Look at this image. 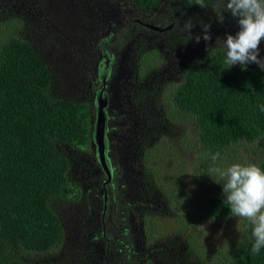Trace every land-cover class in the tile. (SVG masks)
<instances>
[{
    "label": "trees",
    "instance_id": "obj_1",
    "mask_svg": "<svg viewBox=\"0 0 264 264\" xmlns=\"http://www.w3.org/2000/svg\"><path fill=\"white\" fill-rule=\"evenodd\" d=\"M130 1L148 12L161 5L160 0ZM171 1L176 5L182 0ZM211 2L203 0L205 5ZM183 3L201 7L197 0ZM8 23H0L6 33L0 48V264H39L64 242L54 204L79 197L69 177L67 149L82 152L90 147V106L53 96V77L47 64L33 42L17 36L22 20L13 18ZM225 60L223 48L196 60L188 58L183 83L167 93L163 103L171 121L177 118L195 126L194 142L201 157L212 158L241 143L264 140V112L260 110L264 105V71L254 63L246 69L230 67ZM165 147L159 142L154 145L153 165L147 169L151 170L150 178L166 192L164 198L174 205L177 194L167 192L162 184L171 186L169 177L163 175L166 161H157V152L165 155ZM257 165L264 169V161ZM224 199L222 185L200 208L195 209L191 201L185 205L201 220L236 219ZM183 218L190 221L187 214ZM184 228L180 224L177 231ZM253 243L251 236L227 254L213 258L194 252L198 249L194 236L188 240L199 264H264V249L252 255ZM184 259L183 264H192Z\"/></svg>",
    "mask_w": 264,
    "mask_h": 264
},
{
    "label": "flooded vegetation",
    "instance_id": "obj_2",
    "mask_svg": "<svg viewBox=\"0 0 264 264\" xmlns=\"http://www.w3.org/2000/svg\"><path fill=\"white\" fill-rule=\"evenodd\" d=\"M27 1L23 0V4ZM183 1L172 5L175 2L160 0V7L148 12L138 8L130 0H124V4L120 0H78L79 4H75V18L82 27L72 28L69 32H74L76 39L81 30L89 34V48L83 50L79 44L78 50L73 48L69 52L70 47L68 50L64 48L55 57L52 53L44 57L38 51L52 74L53 96L90 106V147L87 152L67 149L71 158L69 177L75 192H79V197L76 201L58 202H67L70 207L59 216L64 229V242L56 249H63L67 243L70 246L69 249L67 247L62 250V254H65L61 257L67 258L65 264L115 263L118 250H114L113 245L116 243V246L117 241L125 243L120 237L114 240L115 233L121 230V236L131 242L129 246L136 253L137 264H183L178 260L173 261L168 256L172 248H164L155 243L149 232L154 229L150 227L154 225L153 212L161 208L164 210L163 214H166L167 207L151 199L150 176L147 175V166L143 164L145 156L141 149L145 141L151 142L152 139L155 141L159 138L161 131L157 125L161 127L162 124L159 117H155L152 108L148 106L152 113L143 110L149 102L144 100L145 92L141 90H151L154 83L152 78L149 80L148 76L140 72L137 49L142 45L143 48L151 46L157 40L162 42L172 38L170 33L176 29L187 35L184 33V25L188 21L193 24L192 31L189 32L193 39L196 35L202 36L204 24L227 27L225 30L232 35L236 34V26L238 27L237 19L227 12H224L225 20L218 21L213 11L217 0H212L206 8H190ZM29 2L31 5L27 10H32L33 6H42L40 0ZM164 6L165 9L162 10ZM42 11L43 15L40 16L46 18L44 10ZM204 11L211 13L206 15ZM112 26L121 28L123 35L114 47L111 45L112 40H99L104 39ZM60 32L63 33L62 30ZM211 35L210 42L203 39L200 42L216 45V38H222L220 33ZM58 49L60 47L53 51ZM41 51H51V48L47 50L42 47ZM180 55L181 59L174 65L176 73H173L172 80L175 87L167 92L169 94L184 81L182 73L188 58H185L186 52ZM204 55L201 52L199 56L201 58ZM144 68L142 66L141 71ZM58 87L61 89L58 90ZM75 90L77 93H73ZM161 100V105L166 103V100ZM99 103L103 105L104 113V163L99 159L94 141ZM138 121L141 122L140 127ZM87 153L91 156L86 159ZM150 181L154 182L152 179ZM165 199L161 198L162 201ZM186 242L188 244V240Z\"/></svg>",
    "mask_w": 264,
    "mask_h": 264
},
{
    "label": "rangeland",
    "instance_id": "obj_3",
    "mask_svg": "<svg viewBox=\"0 0 264 264\" xmlns=\"http://www.w3.org/2000/svg\"><path fill=\"white\" fill-rule=\"evenodd\" d=\"M29 1L30 0H28L27 3ZM120 1L124 4V0ZM40 2L42 4L40 8H34L33 6V8L31 7L32 10H27L31 2L24 5L23 0H0V20H3L0 23L7 24L8 21L13 18L16 19V21L22 20V27L20 30H17V36L25 41L33 42L34 46L44 57H48L50 53L55 57L56 53L61 52L64 48L68 50L70 47L71 50L69 52L73 51V48L78 50L79 44L82 45L83 50L89 48L87 42V39L90 37L89 34L83 33V30H76L77 32L79 31L78 33L80 35L79 38L76 39L74 38V32H69L72 28L78 29L82 27L75 18L77 17L75 4H79L78 0H40ZM164 9L165 6L162 10ZM42 10H44V16L46 18L40 16V14L43 15ZM203 13L208 15L211 11H204ZM211 26L210 32L215 35H219L220 33L223 39H226L227 35L231 34L225 30L228 29L227 27L218 24ZM220 27L224 29H220ZM60 30H62L63 33H61ZM4 31L5 30L0 28V48L6 36ZM236 31H239V27L237 26ZM184 33L187 35L182 34V32L179 33L176 29L170 33V35L173 36L172 38L162 40V42L161 40H157L155 44L151 46L143 48L142 45L137 49V65L140 68V72L148 76L149 80L152 78L151 81L154 83L152 89H148L150 92L147 88L141 90L145 92L143 96L144 100L149 102L147 106L143 107V110L152 113L151 110L148 109V106L152 108L155 111V117H159L162 124L161 127L157 125V128L161 131L159 132V138L156 140L154 139L155 141L152 139L151 142L145 141L144 145L142 144L141 152H143L145 156L143 162L144 166H150L152 168L153 162L151 159L154 153V145L158 142L165 144L167 151L163 156L160 152H157V161L161 159L163 162H167V164L165 162L163 166V175L165 179L169 177L171 186H168L165 182H162V184H165L167 192L171 191L177 194L176 198H174V205L170 204L167 199L162 201L161 198H164V193L166 192L160 189L157 183L156 185L155 182L150 181V177L148 178V180L150 179L151 199L160 204H165L167 207L166 214H163L164 210L161 208L159 211L153 212L154 225L150 227L154 229L149 230L152 240L164 248L167 246L172 248L168 256H170L173 261L178 260L184 263V258H186V260L192 264H199V258L192 254L193 246L188 245L186 242L191 236L196 238L198 248L194 251L196 254L201 252L204 256L209 255L215 258L221 253L223 255L227 254L229 249H233L242 241L249 239V237L252 236V225L248 220L239 217L233 220H201L197 215H194L192 208L185 204L191 201L194 208L198 209L207 198L218 192L224 181L218 172H212L211 169L219 168L221 170H226L236 163L241 165H247L249 163L257 165L261 161H264V140L256 143L247 142L236 145L230 150L222 153L217 160L213 161L210 156L201 157L199 155V149L197 151L195 147L196 143L194 142L195 126L193 124L188 123L185 125L177 118H173L171 121V118L167 117L166 110L159 101L162 99L161 101L164 102L166 100V93L170 89L173 90L175 87V82L172 78L174 77L173 73H176L174 65L181 59L180 53L186 52L185 58L192 57L195 59L197 55L198 58H200L199 55L201 52L207 54L220 48L212 43H196V41H194L195 39L189 36L190 33L188 31ZM122 37L121 28L118 29V27L112 26L104 36V39L99 40H107L108 42L112 40L111 45L114 47L119 43ZM42 47L47 50L51 48V51H41ZM56 47H60V49L53 51ZM208 47L209 50H206ZM191 49L192 52H190ZM260 49V57L264 58V42L261 43ZM194 53L196 54L194 55ZM43 56L41 57L43 58ZM46 60L48 62L50 61L48 58H46ZM239 65L240 64H237L235 66ZM142 66L145 67L144 71H141ZM166 70L168 72H165ZM168 73L169 77L166 78ZM57 89L60 90L61 88L58 87ZM73 93H77V91L75 90ZM138 122L140 127L141 122ZM87 154L88 155H85L86 159L88 156H91L90 153ZM202 165H207V167L203 168ZM150 172L151 170L148 169L147 175ZM158 188L162 190V192ZM68 205L67 202L55 203L53 209L61 216L62 212L70 209ZM184 206H186V208H184ZM173 208L176 209L174 210ZM186 214L187 219L190 218V221H187V223L191 222V225H187L186 220L183 218ZM180 224L181 227L185 225V228L183 231L178 232L177 229ZM120 232H122V230L115 233L114 240L120 237L126 244L117 241V245L115 246L116 243L113 245V249L118 250L115 255L117 260L113 264H137L136 253H134L133 249L130 247L131 242L125 236L123 238ZM67 247L68 249L70 248L68 243L63 249ZM174 248L176 249L173 250ZM63 249L50 253L48 257H42L39 264H65L67 258L61 257L65 254L64 252L62 254ZM33 262L37 264L35 261Z\"/></svg>",
    "mask_w": 264,
    "mask_h": 264
},
{
    "label": "clouds",
    "instance_id": "obj_4",
    "mask_svg": "<svg viewBox=\"0 0 264 264\" xmlns=\"http://www.w3.org/2000/svg\"><path fill=\"white\" fill-rule=\"evenodd\" d=\"M197 4L202 8L207 7L203 0H197ZM213 11L219 22L225 20L224 12L230 13L237 19L239 27L235 35L228 34L226 39L216 38V47L225 50V63L230 67L240 64L245 69L247 65L254 63L264 71V58L260 57V45L264 42V0H226V3L224 0H217ZM184 28L191 32V21L186 22ZM210 29V24H204L202 36H195L196 43L201 39L210 42ZM260 110L264 112V105H260ZM219 156V152L215 153L212 160H217ZM211 171L218 172L224 181V204L230 208V213L251 223V235L254 239L251 254H259L264 249V169L256 164L236 163L226 170L213 168Z\"/></svg>",
    "mask_w": 264,
    "mask_h": 264
},
{
    "label": "water",
    "instance_id": "obj_5",
    "mask_svg": "<svg viewBox=\"0 0 264 264\" xmlns=\"http://www.w3.org/2000/svg\"><path fill=\"white\" fill-rule=\"evenodd\" d=\"M103 121H104L103 105L101 103H99V105H98V118H97L95 130H94V141H95V146H97L99 159L101 162L104 163L105 160L103 157L104 156Z\"/></svg>",
    "mask_w": 264,
    "mask_h": 264
}]
</instances>
